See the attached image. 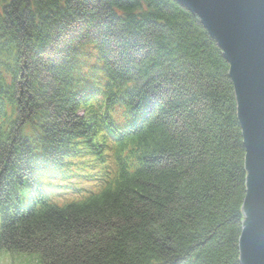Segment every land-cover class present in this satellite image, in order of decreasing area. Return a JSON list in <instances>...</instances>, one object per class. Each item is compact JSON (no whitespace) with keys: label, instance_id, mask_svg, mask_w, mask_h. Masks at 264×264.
<instances>
[{"label":"trees","instance_id":"trees-1","mask_svg":"<svg viewBox=\"0 0 264 264\" xmlns=\"http://www.w3.org/2000/svg\"><path fill=\"white\" fill-rule=\"evenodd\" d=\"M229 72L175 0H1L0 251L241 264Z\"/></svg>","mask_w":264,"mask_h":264},{"label":"water","instance_id":"water-1","mask_svg":"<svg viewBox=\"0 0 264 264\" xmlns=\"http://www.w3.org/2000/svg\"><path fill=\"white\" fill-rule=\"evenodd\" d=\"M196 15L230 66L246 149L241 264H264V0H175Z\"/></svg>","mask_w":264,"mask_h":264},{"label":"rangeland","instance_id":"rangeland-1","mask_svg":"<svg viewBox=\"0 0 264 264\" xmlns=\"http://www.w3.org/2000/svg\"><path fill=\"white\" fill-rule=\"evenodd\" d=\"M4 0H2V4ZM0 264H41L37 253L0 251Z\"/></svg>","mask_w":264,"mask_h":264}]
</instances>
